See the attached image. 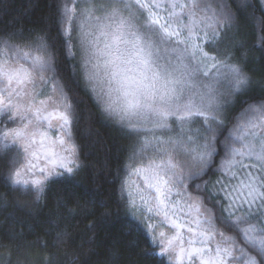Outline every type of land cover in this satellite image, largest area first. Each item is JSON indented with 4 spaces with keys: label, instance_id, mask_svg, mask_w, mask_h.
Returning a JSON list of instances; mask_svg holds the SVG:
<instances>
[{
    "label": "snow or ice",
    "instance_id": "1",
    "mask_svg": "<svg viewBox=\"0 0 264 264\" xmlns=\"http://www.w3.org/2000/svg\"><path fill=\"white\" fill-rule=\"evenodd\" d=\"M257 6L51 0L42 27L0 29V204L75 179L77 134L100 121L140 177L115 200L152 264H264V95L239 39Z\"/></svg>",
    "mask_w": 264,
    "mask_h": 264
},
{
    "label": "trees",
    "instance_id": "2",
    "mask_svg": "<svg viewBox=\"0 0 264 264\" xmlns=\"http://www.w3.org/2000/svg\"><path fill=\"white\" fill-rule=\"evenodd\" d=\"M50 8L51 0H0V29L42 27ZM253 13L239 39L254 53L247 67L255 84L251 95L260 96L264 10L257 6ZM93 127L99 138L83 127L77 134L84 168L75 179L54 181L39 202L20 191L0 204V264H152L147 237L117 210L114 190L126 171L127 142L115 126L96 121ZM7 190L0 183V192ZM105 206L111 215H104Z\"/></svg>",
    "mask_w": 264,
    "mask_h": 264
},
{
    "label": "rangeland",
    "instance_id": "3",
    "mask_svg": "<svg viewBox=\"0 0 264 264\" xmlns=\"http://www.w3.org/2000/svg\"><path fill=\"white\" fill-rule=\"evenodd\" d=\"M182 2V0H181ZM264 10V9H263ZM51 135V133H50ZM56 137L52 136V140H55ZM125 173H124V178L123 179H127L130 182H134V183H139L140 182V177L138 175H136L134 172H129V169L125 168ZM182 264H190V261L185 257V259L183 260Z\"/></svg>",
    "mask_w": 264,
    "mask_h": 264
}]
</instances>
